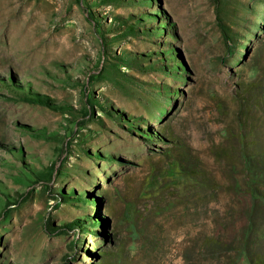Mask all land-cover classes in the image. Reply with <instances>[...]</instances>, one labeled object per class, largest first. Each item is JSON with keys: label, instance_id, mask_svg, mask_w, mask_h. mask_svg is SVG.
<instances>
[{"label": "rangeland", "instance_id": "374dc122", "mask_svg": "<svg viewBox=\"0 0 264 264\" xmlns=\"http://www.w3.org/2000/svg\"><path fill=\"white\" fill-rule=\"evenodd\" d=\"M220 12L232 51L214 0H0V264H249L264 202L250 214L238 151L245 133L263 165L264 0ZM86 216L100 235L47 230ZM248 251L264 264V237Z\"/></svg>", "mask_w": 264, "mask_h": 264}, {"label": "trees", "instance_id": "16d2710c", "mask_svg": "<svg viewBox=\"0 0 264 264\" xmlns=\"http://www.w3.org/2000/svg\"><path fill=\"white\" fill-rule=\"evenodd\" d=\"M214 2L216 6L217 25L219 27V31L221 32L224 43L226 44L228 49L232 51L233 47L230 46V43L234 41L235 33L232 31L231 27L226 22V19H224V17L222 16V13L220 12L221 0H214ZM129 32L131 34H137L139 31H137L135 26L134 27L131 26L129 27ZM146 33L153 34L151 31H146ZM161 69L166 71V69L164 68H161ZM178 69L179 68L177 66L175 70H178ZM168 73H170V75L174 74L171 71H169ZM177 76L175 75V77ZM25 100L31 103L41 104L43 106H46L56 111H59V110L67 111L68 110L66 107L58 106L57 104H55L49 97L36 94L34 92L27 94ZM243 104L244 103L241 104L242 111L244 110ZM109 114L111 113L109 112ZM118 117H119L118 119L123 118V120L127 123L130 122L128 119H124L123 115L118 116ZM243 129H244V125L242 124V130ZM149 133H150L149 131L142 132L144 136H149L150 138V136L152 135ZM149 138L147 137V140H151ZM246 138H247V135L245 133H242L240 137V149L238 152H239V159H240L241 165L244 168V172L247 173L246 177L249 179L252 178L249 182H247V193L250 195L251 202H252L250 206V214L254 215L256 210L258 209V206H260L261 202L262 203L264 202V192L261 191L260 186H259L260 183H261L260 184L261 186H264V183L258 182V179L261 178V176H263V179H264V163L263 165H260L261 163L259 164L257 159L248 152ZM26 167L27 168H25V170H28V168H30V166L28 165ZM53 170L54 169L50 170L48 173H45L42 176H39V175H36V176H38L37 178L40 181L49 182L53 178ZM25 174L28 180H32V178L29 177L30 173H25ZM32 182H36V181L32 180ZM72 195H75V193L72 192L70 194H66L64 192H61L57 196L62 202L66 203L72 200L71 199ZM83 201L86 202L87 200L84 199ZM99 201H100L99 199L95 198L91 200L89 203H91L92 205H95ZM251 220L252 221L250 222L252 224L243 231V235H242L243 238H241V246H240L241 256H245L249 264H262L261 262H256V260L252 257V255L248 251V245L250 242H255L256 240L262 239L264 237V229H260V227L255 224L253 218H251ZM106 225H107V220H105L101 216H97L95 218L86 216L85 218L77 219L76 221L72 223H65L60 227H55L53 226L52 223H47V230L50 233L59 232L60 234H64L69 231H74V232H77L78 235L92 234V235L98 236L100 235V232L98 231V229L99 228L102 229Z\"/></svg>", "mask_w": 264, "mask_h": 264}]
</instances>
